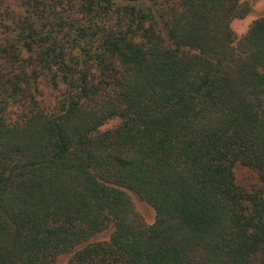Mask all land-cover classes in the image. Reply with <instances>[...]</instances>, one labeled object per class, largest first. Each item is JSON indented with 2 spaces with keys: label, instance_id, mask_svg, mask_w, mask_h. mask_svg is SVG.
<instances>
[{
  "label": "trees",
  "instance_id": "1",
  "mask_svg": "<svg viewBox=\"0 0 264 264\" xmlns=\"http://www.w3.org/2000/svg\"><path fill=\"white\" fill-rule=\"evenodd\" d=\"M256 1L0 0V264H264Z\"/></svg>",
  "mask_w": 264,
  "mask_h": 264
},
{
  "label": "rangeland",
  "instance_id": "2",
  "mask_svg": "<svg viewBox=\"0 0 264 264\" xmlns=\"http://www.w3.org/2000/svg\"><path fill=\"white\" fill-rule=\"evenodd\" d=\"M263 15H264V0H258L253 3V12L251 16L248 17L246 20L238 21L235 23L236 32L239 34V36H242L248 30L252 21ZM237 175L239 181L242 183L253 182L252 174L246 169L237 170ZM135 204L137 210L142 214L146 222L152 223L155 218V212L149 206L138 200H135Z\"/></svg>",
  "mask_w": 264,
  "mask_h": 264
}]
</instances>
